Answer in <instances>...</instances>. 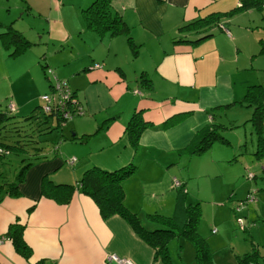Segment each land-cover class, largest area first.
Wrapping results in <instances>:
<instances>
[{"label":"crops","instance_id":"1","mask_svg":"<svg viewBox=\"0 0 264 264\" xmlns=\"http://www.w3.org/2000/svg\"><path fill=\"white\" fill-rule=\"evenodd\" d=\"M91 1L22 0L19 7L26 5L31 12L47 16L49 26L17 25L33 41L18 55L9 53L0 35V80L9 82L5 88L0 84V98L6 99V107L12 103L22 115L41 109L40 94L54 88L39 68L45 53L44 66L67 79L83 106L82 113L61 125L65 132L61 147L81 149L67 152L68 157L76 156L74 162H69L72 157L47 156L43 145L37 156H42L41 161L28 169L20 195L0 187V264H34L40 258L49 264H117L107 259L110 253L134 264H165L125 217L102 216L95 200L79 186L82 173L90 166L112 170L135 162V180L124 183L131 208L135 205L127 188L132 191L139 183L161 182L164 173L171 176L169 186H175L176 177L189 192L192 171L176 173L180 162L186 169L196 156L185 148L201 128L217 122L215 110L243 104L240 101L251 84H264V1L243 7V0H112L113 10L130 27L129 33L118 34L87 26L82 8ZM216 11L222 13L221 21L210 36L199 42L176 40L183 22ZM73 18L77 22L72 23ZM3 29L0 26V33ZM128 34L140 45L136 55ZM34 44H39L37 50ZM145 52L151 67L138 65ZM143 73L148 75L146 81H141ZM137 110H142L149 125L138 145H133L126 127ZM57 122L54 117L46 122L37 117L34 125L46 133ZM53 135L60 136L59 130L47 136ZM45 173L56 182L75 185L69 199L42 195ZM18 222L24 224V237L32 247L29 258L7 235Z\"/></svg>","mask_w":264,"mask_h":264},{"label":"rangeland","instance_id":"2","mask_svg":"<svg viewBox=\"0 0 264 264\" xmlns=\"http://www.w3.org/2000/svg\"><path fill=\"white\" fill-rule=\"evenodd\" d=\"M21 1L0 0V19L9 24L13 23L14 26L21 25L23 28H30V25L46 28L49 26L47 16H41L35 11L31 12L26 5L19 7L22 5ZM76 8L73 7L72 10L75 12ZM82 14L86 21L84 13ZM74 22H77L76 18L72 19V23ZM33 46L32 48L37 50L39 44ZM31 53L35 54L34 51ZM147 56L148 52L142 53L138 57V65L151 67ZM45 58L46 53L39 58V68L43 70L45 77L50 75L49 69H53L56 76L65 79L56 73L55 68L44 66ZM145 76H148L147 73ZM22 82L23 78L18 82L19 86ZM49 82L53 83L51 80ZM0 84L5 88L9 82L0 80ZM144 84L142 83L141 87ZM68 85L71 86L70 83ZM8 88L10 86L5 90H9ZM53 90L54 88L40 94L41 106L39 107L45 106V94L53 95ZM4 100H6L4 97L0 98V109L6 108ZM39 109L37 108L35 112H41ZM254 109L255 105L245 102L244 104L236 103L227 110H215L216 123L224 124L219 132L226 137L227 141L216 139L204 152L194 156L186 169L185 165L181 164L183 161L176 167L177 175H180L181 170L182 172L191 170L194 175L188 192V201L193 205L200 203L201 218L198 231L209 242L215 264H239L241 263L240 255L254 250L258 251L261 261H264V153L257 152L260 141L259 132L257 125L250 119ZM56 130H59L60 136L55 138H53L54 135L47 136ZM40 136L43 140L44 153L49 152L47 156L61 155L69 158L74 154L68 157L67 152L79 153L81 150L75 146L68 148L66 144L61 147V140L65 138L64 128L61 125ZM26 149L27 151L21 152L12 148L11 152L2 158L1 169L4 170L0 174L2 189L10 186L9 181L17 179L19 171L27 161H34L29 170L41 161L42 156H35L33 147L26 146ZM59 151H61L60 154H57ZM132 175L125 179V183L135 180V175ZM169 178L171 176L164 173L161 182L139 183L133 186L132 191L127 188L128 195L135 205L132 208L128 205L130 209L139 212L145 221H150L147 218L149 212L171 215L175 207L177 189L176 186H169L167 183ZM132 183L134 184V181ZM238 205L243 207L236 212L235 208ZM241 217L243 224L240 225L238 219ZM214 228L217 229L215 233L212 232ZM168 247L173 264H200L196 257L195 243L189 237L179 233L171 238Z\"/></svg>","mask_w":264,"mask_h":264},{"label":"trees","instance_id":"3","mask_svg":"<svg viewBox=\"0 0 264 264\" xmlns=\"http://www.w3.org/2000/svg\"><path fill=\"white\" fill-rule=\"evenodd\" d=\"M264 0H243V7L259 6ZM86 18V24L103 33L110 31L111 34L122 32L129 33L130 27L126 20L115 10H113L112 0H93L91 4L83 9ZM229 13V12H227ZM221 12H212L205 16H196L183 22L178 30L181 35L176 37L177 41L199 42L210 36L212 28L221 21ZM221 24V23H220ZM224 26V24H221ZM0 26L4 28L0 35L3 45L9 50L11 55H18L25 51L33 44L26 35L18 29L13 23L4 24L0 21ZM196 31V32H195ZM191 32H195L192 36ZM129 44L134 55L139 52V43H137L131 34H128ZM264 50V48H263ZM48 70V69H47ZM143 73L141 81H146L147 77ZM51 81L52 76L49 75ZM53 86V83H52ZM72 96L76 97L72 89ZM72 96L67 101L72 106ZM241 103L253 104L255 109L250 119L257 125L259 132V153H264V84H251ZM7 107L0 109V162L2 158L10 153V150L17 149L21 152L27 151L26 146L35 149L34 155L38 156L43 149V143L40 135L45 133L44 130L38 129L34 125V120L41 117L47 121L54 117L58 124L63 125L69 119L64 116V112L69 108L62 110V105L57 104L53 111L31 112L27 115L17 113V108L12 109L7 103ZM9 107V108H8ZM43 111V112H42ZM19 115V116H18ZM170 122V118L164 123ZM149 125V121L143 117L142 110L135 111L126 127L127 135L133 145H138L141 134ZM53 126L52 128H56ZM224 127L221 122L210 123L198 132L195 140L185 148L190 154H200L205 151L216 139L227 141L219 130ZM44 128V127H43ZM27 137V138H26ZM40 140L36 141V138ZM198 139V140H197ZM41 142V145L38 144ZM8 152H7V151ZM34 161H27L17 175V179L10 182L8 190L11 194L20 195L21 186L23 185L28 169ZM137 165L130 161L115 169H105L100 166L87 167L80 180L79 186L82 191L88 193L97 203L103 217H108L115 213L125 217L134 230L148 243L156 248V255L160 256L165 264H173L168 243L177 234L181 233L189 237L196 248V257L200 264H215L212 259V250L206 237L198 231V224L201 218L200 203L193 205L188 201V191L183 183L177 187L174 211L171 215H164L158 212L147 213L150 221H145L139 212L133 211L126 203L125 179L134 172ZM42 195H51L53 197L63 196L69 199L75 187L69 182H56L49 173L43 175ZM7 235L10 236L17 250L25 257L29 258L32 254V247L24 237V224H12ZM241 263L239 264H261L260 256L257 250L246 252L240 255ZM34 264H49L45 258H40Z\"/></svg>","mask_w":264,"mask_h":264},{"label":"built area","instance_id":"4","mask_svg":"<svg viewBox=\"0 0 264 264\" xmlns=\"http://www.w3.org/2000/svg\"><path fill=\"white\" fill-rule=\"evenodd\" d=\"M50 75L52 76L53 80V95H50L49 93L46 95L45 100V106L42 105L44 111H53L54 107H57V104L62 105V110L69 108L67 111L64 112V116L67 118H70L74 116L75 114L82 113L83 112V106L80 103L79 99L77 97L72 96V89L68 85V82L65 79H60L58 76L55 75L53 69H49ZM72 96V106H69V102L67 101ZM9 106L12 109H15V105L10 103ZM0 151H3L2 148H0ZM7 151V150H6ZM8 152V151H7ZM76 160V156L69 158V162H74ZM182 182L178 178H174V185L180 186ZM241 207L243 206H237L235 208V211L241 210ZM240 224H243V218L238 219ZM217 229L214 228V231ZM107 259L115 261L117 264H134L133 260L127 257H122L118 255L117 253H110L107 254Z\"/></svg>","mask_w":264,"mask_h":264}]
</instances>
